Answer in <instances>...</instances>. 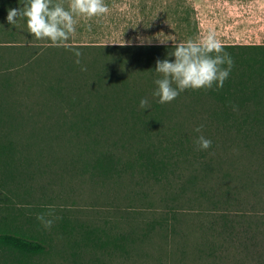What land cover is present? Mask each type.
<instances>
[{"label":"trees","instance_id":"trees-1","mask_svg":"<svg viewBox=\"0 0 264 264\" xmlns=\"http://www.w3.org/2000/svg\"><path fill=\"white\" fill-rule=\"evenodd\" d=\"M27 3L0 0V171L5 174L0 201L4 185L17 184L11 177L15 159L35 145L32 139L48 137L66 148L54 159L68 170L72 163L84 175L74 173V179L126 184L132 199L145 201L148 212L138 213L150 214L121 220L125 224L104 238L93 227L62 216L57 226L72 239L56 252L68 254L70 264H111L114 259L133 264L151 256L177 257V264H264V43L222 42L234 61L223 87L186 89L160 104L152 91L161 74L153 69L157 59L174 58L168 54L175 42L196 39L193 5L169 4L159 22L148 18L150 31L157 27L165 33L150 34L144 43L71 35L67 43L81 51L76 64L70 48L52 46L30 33L25 17L18 16L14 25L7 21L9 8L23 9ZM21 84L23 91L39 90L28 111L17 97ZM142 97L149 99L150 109L140 108ZM201 133L212 140L208 149L195 142ZM209 178L218 186L209 185ZM148 187L156 198H147ZM155 201L165 208L153 209ZM192 202L199 206L197 239L161 241L153 252V235L167 239L178 230L186 236V215L178 206ZM47 248L40 236L0 230V264H28L29 257L45 254Z\"/></svg>","mask_w":264,"mask_h":264},{"label":"rangeland","instance_id":"rangeland-1","mask_svg":"<svg viewBox=\"0 0 264 264\" xmlns=\"http://www.w3.org/2000/svg\"><path fill=\"white\" fill-rule=\"evenodd\" d=\"M60 2L63 3V0ZM65 2L68 6L71 0H65ZM105 3L109 6V12L103 17L78 18L76 32L72 34V38L86 41L127 38L146 41V37L150 34L158 36L159 33H165L164 30H157V27L150 31L151 24L146 23L148 18L151 17L153 21L159 22L158 18L165 17L167 14L165 10L169 4L172 7L190 4L195 8L193 16L198 22L196 39L212 29L221 42L264 43V0H105ZM88 25H91L90 30L89 27L87 28ZM171 33V31L168 32V34ZM22 71V74H27L25 69ZM20 86V94L17 97L22 110L28 111L39 90L33 87L31 92H26L22 90L23 84ZM23 128L28 129V126ZM48 140V137L44 140L32 139V144L35 143V145L31 144L28 150H23V155L25 154L24 156L28 158H23L21 155L20 158L15 159L17 167L11 177L16 178L14 181L17 184L6 183L4 195L1 196L3 200L0 201V230L14 229L40 236L45 240L48 251L45 254L29 257L28 264H70L71 259L68 254L58 255L56 252L63 249L61 247L72 239V236L64 234L57 226L58 222L63 219L62 216H66L72 222L93 227L96 234L104 238L105 233L109 236L114 235L119 226L125 224L121 221L125 218L129 220L137 215H150L138 213L139 210L148 212L143 209L146 206L145 201H139L135 198L136 196L132 199L126 190L128 187L126 184H116L117 180L114 179L105 184H91L80 180V177L74 179L77 176L74 173L78 172L74 171L73 164L67 165L68 170L67 167H63L64 164L54 159L60 157L66 148ZM19 141L24 142V138ZM37 142L39 145L46 146L41 147ZM63 144L68 146V143ZM39 151L41 153H38ZM69 152L75 154V149L74 151L70 149ZM53 153L54 157L51 159ZM27 159H30L29 162ZM182 160L179 157L181 164H184ZM45 164H47L46 167H44ZM3 174L0 171V177H3ZM78 174L84 176L82 173ZM212 183L214 187L218 186V181L211 178L208 184L212 185ZM152 189L154 188H147L150 192L147 198L157 197ZM6 196L10 197L11 202L6 199ZM197 205L198 203L192 202L178 206V211L186 215L183 219L185 222L183 229L188 235L186 234L183 238L178 230H175V233L170 232L167 239L153 235L150 239L151 246L152 243L155 245L161 241L171 244L179 242L180 239L196 240L199 234L197 227L198 215H200ZM11 206L13 208H10ZM154 208L162 211L165 207L155 201ZM38 214H43L45 220L51 219V226L45 227L44 223L37 219ZM121 215L122 218H120ZM141 218V216L137 217L138 220ZM75 237L77 238L76 235ZM151 248L153 252H156L154 249L157 245ZM162 257L158 259L156 256L141 258L133 264H156V262L177 264V257L174 260H172L173 257ZM118 261L114 259L110 262L117 264ZM126 263L132 264V262Z\"/></svg>","mask_w":264,"mask_h":264},{"label":"clouds","instance_id":"clouds-1","mask_svg":"<svg viewBox=\"0 0 264 264\" xmlns=\"http://www.w3.org/2000/svg\"><path fill=\"white\" fill-rule=\"evenodd\" d=\"M108 12L109 6L105 0H71L67 7L54 0H28L23 9L9 8L6 19L14 25L18 16L25 17L30 33L37 38H47L52 46L70 48L75 56L74 62L80 64V49L67 43L70 36L76 32L78 18L103 17ZM88 27L90 30L91 25ZM169 38L174 43V38ZM167 39H160V42L164 43ZM139 42L144 43L143 40ZM168 55L174 58L157 59L153 69L161 74L155 78L156 87L152 91V96L157 97L160 104L173 101L186 89L223 87L234 64L231 54L226 51L212 29L197 39L175 42ZM139 106L142 110L150 109L149 99L140 98ZM202 127V124L197 125L194 131L200 133ZM195 142L201 149H208L212 144L211 138L202 133L195 137ZM37 219L41 220L45 227L52 224V220H45L43 214H38Z\"/></svg>","mask_w":264,"mask_h":264}]
</instances>
